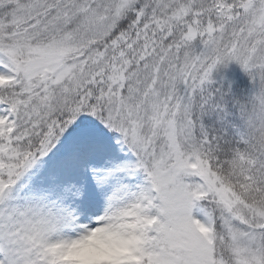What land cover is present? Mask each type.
Masks as SVG:
<instances>
[{
	"label": "snow or ice",
	"instance_id": "obj_1",
	"mask_svg": "<svg viewBox=\"0 0 264 264\" xmlns=\"http://www.w3.org/2000/svg\"><path fill=\"white\" fill-rule=\"evenodd\" d=\"M0 264H264V0H0Z\"/></svg>",
	"mask_w": 264,
	"mask_h": 264
},
{
	"label": "rangeland",
	"instance_id": "obj_2",
	"mask_svg": "<svg viewBox=\"0 0 264 264\" xmlns=\"http://www.w3.org/2000/svg\"><path fill=\"white\" fill-rule=\"evenodd\" d=\"M228 79L235 81L236 85L239 87H245L247 84L246 78L244 77L241 70L235 66L230 65L226 69L220 70Z\"/></svg>",
	"mask_w": 264,
	"mask_h": 264
},
{
	"label": "clouds",
	"instance_id": "obj_3",
	"mask_svg": "<svg viewBox=\"0 0 264 264\" xmlns=\"http://www.w3.org/2000/svg\"><path fill=\"white\" fill-rule=\"evenodd\" d=\"M96 243H98V240H97V238L94 236L93 239L90 240V241L88 242V245H86V246H84V247L81 248V251H82V252H83V251H88L89 248H90L93 244H96Z\"/></svg>",
	"mask_w": 264,
	"mask_h": 264
}]
</instances>
